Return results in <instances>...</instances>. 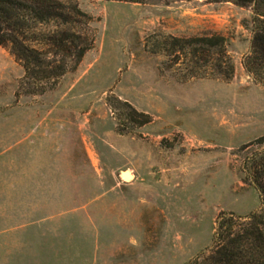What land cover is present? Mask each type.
<instances>
[{
	"label": "rangeland",
	"instance_id": "1",
	"mask_svg": "<svg viewBox=\"0 0 264 264\" xmlns=\"http://www.w3.org/2000/svg\"><path fill=\"white\" fill-rule=\"evenodd\" d=\"M74 1L86 17L70 26L91 46L42 93L15 97L23 68L0 45V264H183L219 211L259 206L248 157L264 141L245 145L264 135V86L241 65L251 8ZM212 32L232 78H184L162 38ZM116 100L150 121L131 125Z\"/></svg>",
	"mask_w": 264,
	"mask_h": 264
},
{
	"label": "trees",
	"instance_id": "2",
	"mask_svg": "<svg viewBox=\"0 0 264 264\" xmlns=\"http://www.w3.org/2000/svg\"><path fill=\"white\" fill-rule=\"evenodd\" d=\"M141 2L143 0H115ZM217 2L222 0H208ZM250 6L249 50L241 61L243 70L255 83L264 86V0H231ZM86 15L74 0H0V45L7 46L21 64L23 76L14 92L39 94L52 86L60 75L73 70L91 40L72 30L71 23ZM54 22L56 28L41 33L37 26ZM42 44V48L35 45ZM170 61L184 64L183 77H210L228 81L233 76V61L223 35L177 37L167 35L160 42ZM24 84V85H23ZM124 118L133 126L150 121L125 101ZM264 135L246 143H261ZM248 173L259 196L257 209L246 214L219 211L214 221L211 242L183 264H264V149L248 157Z\"/></svg>",
	"mask_w": 264,
	"mask_h": 264
},
{
	"label": "crops",
	"instance_id": "3",
	"mask_svg": "<svg viewBox=\"0 0 264 264\" xmlns=\"http://www.w3.org/2000/svg\"><path fill=\"white\" fill-rule=\"evenodd\" d=\"M80 61H81V60H80ZM203 248H206V246H205V247H203ZM203 248H202V249H203Z\"/></svg>",
	"mask_w": 264,
	"mask_h": 264
}]
</instances>
